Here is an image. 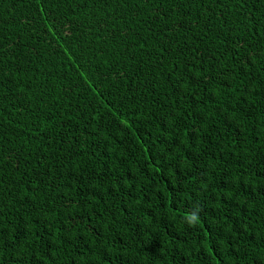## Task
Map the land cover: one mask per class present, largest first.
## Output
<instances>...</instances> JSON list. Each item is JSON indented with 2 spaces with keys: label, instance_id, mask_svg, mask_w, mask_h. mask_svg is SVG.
I'll return each instance as SVG.
<instances>
[{
  "label": "trees",
  "instance_id": "obj_1",
  "mask_svg": "<svg viewBox=\"0 0 264 264\" xmlns=\"http://www.w3.org/2000/svg\"><path fill=\"white\" fill-rule=\"evenodd\" d=\"M0 264H264V0H0Z\"/></svg>",
  "mask_w": 264,
  "mask_h": 264
},
{
  "label": "clouds",
  "instance_id": "obj_2",
  "mask_svg": "<svg viewBox=\"0 0 264 264\" xmlns=\"http://www.w3.org/2000/svg\"><path fill=\"white\" fill-rule=\"evenodd\" d=\"M192 220H193V221L195 220V217H194V216L192 217Z\"/></svg>",
  "mask_w": 264,
  "mask_h": 264
}]
</instances>
